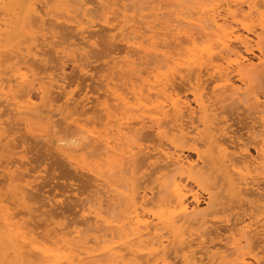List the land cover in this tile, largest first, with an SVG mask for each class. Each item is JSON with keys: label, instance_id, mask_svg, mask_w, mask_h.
I'll return each mask as SVG.
<instances>
[{"label": "bare ground", "instance_id": "bare-ground-1", "mask_svg": "<svg viewBox=\"0 0 264 264\" xmlns=\"http://www.w3.org/2000/svg\"><path fill=\"white\" fill-rule=\"evenodd\" d=\"M73 1L75 2V0H43L42 2L40 0H4V3L8 5L31 4L37 11L39 9L35 8V6L39 3L41 7L50 5V3L64 4L67 10L57 13V11L52 9L49 11L47 7H44L42 17L46 16L47 19H42L40 24L41 34L38 39L41 40V44L35 45L36 47L34 48H24L25 51H22V49L13 51L18 46L15 44V47L12 43H14L15 38L19 37L11 35L9 30L16 24L13 19L17 12V7L0 9V102L2 101L0 104H6L5 106L8 107L9 112L13 116L9 114L13 118L18 117L17 120L23 118L21 121L23 120L24 124L26 121H31V123L34 121L39 123L50 121L55 124L52 121L54 117L62 116L66 121H69V117H72L78 123H82V126L87 128L89 132L93 133L90 137L91 151L81 153L79 156L75 154L73 159L80 157L81 162L78 160L79 162L75 163L73 161L71 163L79 165L78 168L81 171L84 170L83 173L85 171L88 172L92 176L91 180L94 181H91L93 185H91V182L89 183V186H92L90 188H94L92 189L93 191L88 188L94 197L89 195L88 200H91L87 201L88 204L85 201V204H100L102 205V210H93L92 207H88V211L92 213L89 216L93 220L92 226H89L90 229H88L87 225L81 222L88 230L86 229L85 232V229H83L84 233L80 232L82 229L74 231L73 236L63 233V228L56 230L55 228L51 229L52 227L49 230L50 233L41 236V233L38 234L36 232L40 228L36 223L35 227L37 229H34V225L29 226L30 222L28 223V221V224L21 221L24 223L21 225L19 221L15 220L10 221L6 225L3 219H0V241L5 239L7 231L12 232L13 235L16 233L21 234L22 239L18 245H14L22 246L27 250L20 256L21 260L48 261L66 259L71 264H124L126 259L131 261L138 258L152 243L160 244L161 247L163 244H169L172 247L175 236H170V239L166 240L163 235H158V232H163L169 227L167 221H161L157 217L151 216L150 212L152 210L161 209L165 217L170 212H176L178 214V222L171 226L174 227L175 232L187 236L189 243L192 242L194 237H199L206 245V239L209 240L211 238L213 240L212 237L208 238L209 231L207 230L212 231L213 227L216 228L212 225L217 224L216 221L214 223V220H218L221 217L227 218V216L231 215L230 211L233 213L232 211L237 209L241 210V212H235L234 214L242 216L241 219L240 217L237 218L238 220L240 219L239 222L235 217L234 222L237 221V223L233 224L232 229L229 228L228 234L226 233L228 236L224 240H219L218 243H213L212 245H210L212 241L209 240V244L206 240L209 246L206 245L204 247L203 257L212 261L213 264H220L222 260L226 259L224 256L225 251H232L230 244L235 243L232 234L239 233L242 230H246L247 240L251 242L255 252L258 253V244L260 242L258 243L257 241L258 244H256L252 236L253 234L255 236L256 232H259L256 237L260 236L259 234L261 233V236L264 235V220L261 219V197H264V191L260 190V181L264 179V175L260 174V169L257 167L256 162H253L250 157L245 159L246 154L249 153L247 145L250 142L254 143L252 147L254 146L255 156L258 155L255 144L262 142L260 135L264 132V112H262L256 102V97L262 94L261 77L264 78V66L260 64V60L264 59L261 56V52L264 51L261 48L262 40L258 21L256 24H252L251 28H246L244 21L239 24L236 23V19H240L243 13L233 19V13L236 10L232 9L229 11L228 5L233 3L234 0H126L129 2L127 4L125 0H93L96 4V8H94H98L99 12L101 11L99 16L103 19H108L112 16L128 17L127 23L124 24V34L135 37L139 33L141 40H144L146 35L150 36L151 40L147 41L142 48L134 49L133 54L128 59L120 60L122 59L120 58L119 61H116L115 59L121 50L119 52L112 51V57H114L111 60L112 67L110 72L114 70L116 72L117 70V75H114L116 79L115 77H107L109 80L107 79L104 84L105 92H102L103 89H101L103 94L101 96L98 95L101 100L96 98L93 103L87 98V101L83 100L85 103L82 102V106L79 105L81 109L77 108L78 111L75 108L77 103L73 106L76 101L70 105H65L63 112L54 111V107L55 109L60 108V99L57 97L64 95V93L60 91L59 87H52L49 84L50 98H48L47 103L38 104L37 107L31 110L22 111V108H28V106L26 104L27 98L17 103L15 93L21 86L20 74H27L33 71L32 67L37 62L38 45L47 47L54 42V36L51 33L52 25L54 27L55 24L58 25L61 19L65 20L66 18V22L69 21L76 29L80 30V35L84 31L89 35L93 33L89 29L93 30L95 25L93 23L92 25L88 18H90L89 14L93 13L92 11L95 9L90 11L91 9L86 7L88 0H76L75 4ZM252 2L258 3L259 0H252ZM213 4L219 5V7L212 9L210 6ZM125 5H128L127 9H125ZM204 5L209 7L205 8L203 7ZM19 10L22 22L19 20L18 23H23L21 25H24L28 30L30 29L32 35H34L33 23L28 19L29 13L33 9L25 6L19 8ZM95 14L98 17L97 12ZM248 23L251 24V20ZM96 24L98 25V23ZM73 26H70L72 31ZM45 31L49 33L47 39L43 35ZM17 32L19 33V30ZM22 32L24 33V31ZM32 35L31 37H37L36 34V36ZM79 40V42L76 41L77 45L82 43L81 39ZM121 42L123 43L122 46L125 45V51L127 52L128 45L123 41ZM204 44L213 46V51H219L220 54L209 57L207 61L203 60V55H207V53L201 54V47ZM118 45L120 46V44ZM118 45L116 44L115 46ZM253 46L258 49V55L255 56L253 54L254 60L245 56L247 53L250 54L249 52ZM7 47L9 48L8 50ZM229 49L231 50L230 53ZM224 53L228 54L225 55ZM139 55H142V57H139ZM230 59L232 61L238 60L239 63H229ZM28 62L29 64L33 63L32 67H28ZM94 71L96 70L94 69ZM106 72L109 75L110 72ZM42 73L39 74L40 78L51 80L52 75H45L44 73L43 75ZM3 75H6L7 78L2 77ZM208 80H211L214 84L211 91L207 88L209 84L207 85L206 82ZM257 80L258 85L254 84ZM113 81L121 84L113 83ZM178 81H186L191 99L180 95L181 92H178L180 89L177 90L178 86L176 84ZM217 84L221 85L219 89L216 88ZM98 87L101 86L98 85ZM207 89L209 90L207 91ZM29 90L33 98H35L34 92L39 95L38 99L44 95V93L39 91L38 84L32 87L30 83ZM53 93L59 95L52 97ZM174 99L180 105H183V111L179 114L172 108ZM124 100H128L129 104L125 105L123 103ZM101 101L107 102L108 107L105 108ZM228 101L234 104L232 106L236 107V105H239V107H242L247 114H256V118L253 119L252 117V119L258 123V126L255 130H252L253 132H249L251 135H249L250 142L248 144L247 142L244 143L239 137L234 136L235 134L230 135L232 137H228L230 131L228 132L227 129L231 127H225L228 121L224 117V113L229 109L228 106V109L225 107ZM241 101H247L248 103L243 104ZM92 103L101 114L103 113L104 126L101 130L97 129V126H102L101 123L100 125L96 124L98 121L93 124L92 121L85 122L81 120L85 112L96 114V109L94 111L91 110L92 106L90 104ZM71 105L73 107H70ZM6 115L0 112V148L5 146L4 141L6 145L11 147L8 143H10L9 135H11L12 129L9 131L5 127L8 125L3 120ZM92 116L94 117L95 115ZM153 117L157 119L154 120ZM10 121L12 122V120ZM161 123L168 129L173 130L180 138L179 148L168 145L166 142L161 143L159 137L156 136V131H158L156 126ZM95 125L97 126L95 127ZM10 127H12L11 124ZM149 132L154 137L151 150L146 145L151 136H149ZM144 133H148V139ZM225 136L228 137L227 140L223 139ZM220 137L223 138L220 139ZM130 138H139L144 143V147L141 149L132 145L129 142ZM188 144L190 147L187 146ZM185 147H189L188 149L195 153L196 162L188 160L184 156L183 149ZM161 148H163V151H160ZM193 149H197V151H193ZM96 152L97 154H95ZM165 152L168 153L167 157L164 155ZM92 157L98 158L97 162L95 159L96 163L94 164H97L95 167L92 166L94 162ZM141 158H146L147 162L140 163L139 160ZM87 159L93 160V162L91 160L92 165H88L90 161H88V164L85 162ZM152 160L156 162L153 163ZM80 163L83 164L81 165ZM14 166H16L15 163L11 161L4 166L6 171L5 180H7L9 187L12 186L15 190H17V187L19 188V195L22 202L25 203V201L27 202L26 198L28 200L31 198L27 189L32 182L26 183L24 177L20 176L21 180H24L25 185L17 186V182L21 180L16 177V174V176H13L10 171V168ZM90 175L89 177H91ZM113 176L114 178L111 181ZM144 178L146 180L143 181ZM17 179L20 181H17ZM0 185L3 184L1 183ZM125 190H134L139 207L135 204L131 205V207L129 206V197L125 195ZM199 190L205 192L204 208L200 207L201 195L198 192ZM234 193H243V197L234 195ZM35 196L37 195L35 194ZM34 198L32 197L33 200H35ZM3 200L0 199V207L9 211ZM74 202L76 203V201ZM104 203H108L107 205L105 204L106 208L103 207ZM48 205L54 207L51 203ZM86 205L84 208H86ZM57 206L55 205L54 208ZM146 208L148 211L145 210ZM44 209L46 210V208ZM47 211L49 212V210ZM228 212L229 215H227ZM31 215L33 216V214ZM19 216L22 217L23 215ZM228 219L223 220L225 223H230V219ZM231 219L233 220V216ZM141 220L148 221V223L141 224ZM73 222L75 223V220ZM219 222L222 221L220 220ZM228 223L226 226L230 227ZM46 225L48 226L47 222ZM79 226L81 227L82 225L79 224ZM33 239H35L37 246L60 251L62 253L61 256L49 257L44 255L43 252L35 251L32 248ZM24 240H27L28 243L25 244ZM254 240H256L255 237ZM175 242L178 243V241ZM244 255L243 252L237 251L239 258L243 259ZM173 256H175V252H173ZM5 258L16 259L17 257L15 251L11 256H7L6 248L3 243H0V260Z\"/></svg>", "mask_w": 264, "mask_h": 264}, {"label": "snow or ice", "instance_id": "snow-or-ice-1", "mask_svg": "<svg viewBox=\"0 0 264 264\" xmlns=\"http://www.w3.org/2000/svg\"><path fill=\"white\" fill-rule=\"evenodd\" d=\"M28 7L29 9H33L28 16V19L33 23V29L35 34L38 36L41 34L40 24L42 19L46 20L47 17H42V12L44 11V7H47L49 11H51L50 5H45L41 7L40 5H36L35 8L39 10H35L33 5L27 4H5L4 0H0V9L7 7ZM86 7H92L91 0H88ZM125 9L128 8V5L124 6ZM203 7L208 8V5H204ZM212 9L219 7V5L213 4L210 6ZM229 11L235 9L236 12L233 13V19L239 16L240 13H243L240 19H236V23H241L244 21L246 28H251L252 24H256L258 21V28L260 29L261 35V48L264 49V0H259L258 3H253L252 0H234L233 3L228 5ZM251 20V24L248 21ZM128 21V17H118L112 16L108 19L101 18L97 20L96 23H103L107 28L111 31L109 34L101 37L99 32L94 35L87 34L86 31L81 33V44L77 45L75 40H73L70 44L65 41L61 42H53L50 47L54 49V52L46 54V57L42 58L41 56H37V64L33 66V71L27 74H20V88L15 93L17 97V103L21 100L26 99V104L28 108H22V111L31 110L38 106V104H46L48 98H50L49 92V84L52 87H59L60 91L64 93L60 99V108L55 109L54 111H64L65 105H70L75 102L77 99H83L87 101V96L83 92L84 86L89 83L86 81L85 77H91L92 80H96L99 84V80H97L98 73H102L100 79L107 78V72L104 71L105 68L110 66L112 60V45L116 42L123 41L128 45L127 52L123 53L124 59H128L132 54L133 50L137 48H142L143 45L151 40L150 36H145L144 40L140 39L139 33L133 36H128L125 33L124 24ZM45 39L48 38L49 33L43 32ZM54 35H58L55 34ZM222 43V42H221ZM225 47H227L225 45ZM191 51V49H189ZM230 53V49L228 50ZM207 53V55H203ZM201 54L203 55V60L207 61L209 57L219 55V51H213V46L208 44H204L201 47ZM227 55L228 53H224ZM261 56L264 57V52H261ZM65 62L68 64H73L75 66V70L79 72V79H72L71 83H68L66 80L67 73L64 72ZM229 63H239V61L229 60ZM96 64L97 69L93 71L91 65ZM261 66H264V59L260 60ZM43 65H52V76L49 81L46 78H40V73H48V69ZM219 71V69H217ZM232 70V69H229ZM31 83L32 87H35L37 84L39 85V91L44 93L43 96L40 97L39 101L34 99L30 95L29 84ZM262 84V94L259 97H256V102L259 104L262 112H264V78L261 81ZM221 87L220 84L216 85V88L219 89ZM97 100H101L100 97H97ZM105 108L108 107L107 102L101 101ZM123 103L125 105L129 104L128 100H124ZM243 104H247V101H241ZM172 108L176 111L177 114L183 111V105H180L177 100L172 101ZM153 119H157L153 117ZM82 121H91L92 116L85 112L81 118ZM69 122L74 125V129L70 130L69 134L62 135L61 128L59 125L54 124L50 121H44L39 126V131L37 135L43 139L52 140L53 143L57 146V149L65 155V158H68V153L72 152L79 156L81 153H87L91 151V140L90 137L93 135L92 132H89L87 128L82 126V123H78L76 120L69 117ZM27 127L29 132H33L34 129L31 125V121L27 122ZM91 127V125H89ZM158 131H156V136L159 137L161 143L166 142L168 145L179 148L180 146V138L174 133L173 130L168 129L163 123L156 126ZM251 135V133H249ZM261 143L255 144V148L257 150L258 155L253 156L251 153H247L245 159L249 157L253 162L257 163V167L260 169V174L264 175V132L260 135ZM132 145L138 146L139 148L144 147V143L139 140V138H130L129 141ZM243 143V142H242ZM149 149L151 150V143H149ZM130 151V149H129ZM163 151V148L160 149ZM193 151H197V149H193ZM246 151V150H245ZM165 157L168 156V153H164ZM27 158V157H22ZM38 162L34 164V171L36 172L38 177H47L51 181H55V187L52 189H46L48 191V196L43 198L44 206L46 207L49 203L55 205L67 204L73 199H77L79 202V198H83L86 202L89 198L88 189L84 188L82 185H78L75 182V178L71 175H62L59 171H53V164L51 163L50 158L48 157H38ZM156 161L153 160V163ZM243 174V173H242ZM15 175V173H13ZM59 189V191H56ZM11 192V189H9ZM55 193V195H53ZM125 195L129 197L128 204H135L139 207V203L136 200V195L134 190H125ZM239 195L241 198L243 197V193L235 194ZM58 197V198H57ZM7 196L4 197L5 203H7ZM262 206H261V219L264 220V197H261ZM14 203V202H13ZM39 205L36 206L38 208ZM88 207H92L93 210H102V205L100 204H89ZM88 207L85 208L83 216L88 217L92 213L88 211ZM31 208L25 209V215L28 211H31ZM148 211V209H145ZM79 213V209H77ZM150 215L153 217H157L159 220L167 221L169 227L163 231L158 232V235H163L164 239H170V236H175V241L172 242V247L169 244H163L161 247L160 244L152 243L150 247H148L138 258H135L131 261L125 260L124 264H213L212 261L206 260L203 257L204 241L199 237H194L192 242H188V237L177 233L174 230L175 225L178 222V214L176 212H170L166 217L163 215L161 209H155L150 212ZM0 219H3L4 223L7 225L10 221H15L16 217L12 212L8 211L5 208L0 207ZM141 224H146L148 221L141 220ZM7 231V230H6ZM233 240L235 243H231L230 247L232 249L231 252L225 251L224 256L225 260H222L220 264H264V239L261 240L259 246V252L256 253L254 247L251 242L247 240L246 230H242L239 233L232 234ZM239 237V239H237ZM22 239L21 234L16 233L13 235L12 232L7 231V236L3 241L4 247L7 251V256H11L15 251L16 259H8L0 260V264H71L70 261L66 259H53V260H21L20 256L23 252L27 251L22 246H14L18 245L19 241ZM24 243L27 244L28 241L24 240ZM215 243V241H213ZM32 248L37 252H43L44 255L49 257H59L61 256V252L55 249H48L42 246H37L35 239H33ZM237 251L243 252L244 258L241 259L237 256ZM173 252H175V256H173Z\"/></svg>", "mask_w": 264, "mask_h": 264}, {"label": "rangeland", "instance_id": "rangeland-1", "mask_svg": "<svg viewBox=\"0 0 264 264\" xmlns=\"http://www.w3.org/2000/svg\"><path fill=\"white\" fill-rule=\"evenodd\" d=\"M41 2L43 1V0H40ZM126 1V0H125ZM38 2V1H37ZM74 2V1H73ZM75 2H77L76 0H75ZM75 2H74V4H75ZM93 0H91V4H94V5H92V7H90V11H92L93 9H95L96 8V4H95V2H93ZM127 3H129V2H127L126 1V4ZM38 4V3H37ZM77 4V3H76ZM38 5H40V3L38 4ZM50 6H51V9L52 10H54V11H57V13L59 12V13H62V11H66L67 10V7L64 5V4H58V3H50ZM75 7V6H74ZM95 7V8H94ZM76 9V8H75ZM98 9V8H97ZM97 9H95V10H93L92 12L95 14L96 12H97V14H98V17H97V15L95 14H93V13H90L89 15H90V18H88V20L91 22V24L93 23L94 25H95V27H94V29L92 30V29H89V31L90 32H93L92 33V35H94V34H96L97 32H99V34H100V36L101 37H103V36H105V35H107V34H109L110 33V29L109 28H105L106 26H104L102 23H98V25L96 24V22L95 21H97V20H100L101 19V17L99 16L100 14H101V11L99 12ZM97 10V11H96ZM20 10H19V8L17 7V12H16V14L14 15V22H16V24L14 25V27L11 29V30H9L11 33V35H13L14 37H19V38H15V41H14V43H12V45H14L15 46V44H16V46H18V47H14L13 49V51H16V49H17V51H19L20 49H22V51H25V49H27V48H34V47H36L37 46V44H41V40H39L38 38H40V35H38L36 38H34V37H31V35H32V32H31V30L29 29L28 30V28H26L24 25H21V24H23V23H18V21L20 20V22H22L21 21V17H20ZM93 17H95V18H93ZM89 17V16H88ZM93 19H92V18ZM16 19H17V21H16ZM94 19H96V20H94ZM70 22L69 21H67L66 22V18H65V20H60V22L58 23V25L57 24H55L54 25V27H53V25H52V28H51V33H52V35L54 36V41L55 42H60L61 41V43L63 42V41H65V38H70V39H68V43L70 44L73 40H75V42L76 41H78L79 39H80V37H81V35H80V30L79 29H76L71 23L69 24ZM17 24H19V25H17ZM62 24V25H61ZM92 24V25H93ZM62 26V27H61ZM66 26H68V27H70V26H73V31L71 30V27L70 28H67ZM100 26V27H99ZM19 27V28H18ZM56 27H57V29H56ZM103 27V28H102ZM16 28H18V29H16ZM25 28V29H24ZM59 28H60V30H59ZM63 28V29H62ZM102 28V29H101ZM16 29V30H15ZM69 29V30H68ZM17 30H19V33L17 32ZM24 31V33L22 32V31ZM53 30V31H52ZM55 30V31H54ZM63 30V31H62ZM92 30V31H91ZM56 31H57V33H56ZM95 31V32H94ZM104 31V32H103ZM59 32V33H58ZM72 32V33H71ZM74 32V33H73ZM22 35H21V34ZM54 33L55 34H58V36L57 35H54ZM77 33V34H76ZM30 34V35H29ZM73 36H72V35ZM16 35H18V36H16ZM20 35V36H19ZM71 35V36H70ZM29 36V37H28ZM32 36H36L35 34L34 35H32ZM56 37V38H55ZM32 38V39H31ZM34 39V40H33ZM27 40V41H26ZM22 41H23V43H22ZM80 41V40H79ZM78 41V42H79ZM25 42V43H24ZM77 42V43H78ZM168 42H170V41H168ZM2 44V43H1ZM118 45V44H120V46L118 45V46H115V45ZM20 45V46H19ZM36 45V46H35ZM51 45V44H50ZM50 45L49 46H47V47H40V45H38V49H37V51H38V56H41L42 58H44V57H46V54H48V53H51V52H54V49L53 48H51L50 47ZM114 45V44H113ZM112 45V51L114 50V51H116V52H119V50H121L120 51V55L118 54V58L116 57V61H119V59L120 58H122V59H120V60H123L124 58V56H123V53L124 52H126L125 50H126V48H125V45L124 46H122L123 45V43L120 41V42H116L115 43V45L113 46ZM22 46V47H21ZM40 47V48H39ZM114 47H115V49H114ZM120 47V48H119ZM4 48H6V47H4ZM25 48V49H24ZM125 48V49H124ZM9 48L7 47V50H8ZM19 49V50H18ZM252 50L249 52L250 54H248V56H247V54L245 55L246 57H248V58H252V60H254L253 58V54H255V56L256 55H258V49H257V47L255 46H253L252 48H251ZM48 50V51H47ZM51 52H50V51ZM124 50V51H123ZM263 51H264V49H263ZM121 52H123L122 54H121ZM252 52V53H251ZM252 56V57H251ZM114 57V56H113ZM112 57V58H113ZM139 57H142V55L140 56L139 55ZM28 65V67H32V65H33V63H31V64H29V62L27 63ZM34 64H37V62L36 63H34ZM65 67H64V71L67 73V76H66V80L68 81V83L70 82H72V79H79V72L78 71H76L74 68V65L73 64H68L67 62H65ZM34 66V65H33ZM44 67H46V68H48V75H52V70H53V66L52 65H43ZM96 67H97V65L96 64H93V65H91V68L93 69V71H94V69L96 70ZM112 67V63H110V66L109 67H107L108 68V70H106L107 68H105L104 69V71L106 72V71H109L110 72V68ZM144 67V66H143ZM32 69H33V67H32ZM115 71V70H114ZM113 71V72H114ZM110 72V73H112V74H110L109 73V75H107V77H109V78H111V77H115L114 75H117V70H116V72ZM43 74V73H42ZM41 74V75H42ZM45 74V73H44ZM43 74V75H44ZM47 74H45V75H47ZM107 74H108V72H107ZM110 75H112V76H110ZM102 76V73L100 74V73H98V75H97V80H99L100 81V83L98 84L97 82H96V80H92V78L91 77H85V78H87V79H85L86 81H89V83L88 84H86L85 86H84V89H83V92L86 94V96H87V98L89 99V101H92L93 103H94V100L98 97V95H102L103 93V91L105 92V82H107V79L109 80V78H106V79H100V77ZM2 77H4V78H7V76L5 75H3ZM261 78H263V77H261ZM115 79H116V77H115ZM203 79H205V78H203ZM208 79V78H207ZM69 80H71V81H69ZM102 80V81H101ZM261 81V80H260ZM94 82V83H93ZM103 82V83H102ZM181 82V83H180ZM183 81H178L176 84H177V86H178V88H177V90L178 89H180V90H178V92H183L182 94L180 93V95L181 96H184V97H188V99H191L192 97H191V94H190V92L187 90L188 89V86H187V83H186V81H184L183 83H182ZM211 82V83H210ZM97 83V84H96ZM113 83H118L117 81L115 82V81H113ZM119 85L121 84V83H118ZM178 84H180V85H178ZM186 84V85H185ZM206 84L209 86H207V88H209L210 89V91H211V88L213 87V83H212V81L211 80H208V82H206ZM236 84H237V82H236ZM254 84H257L258 85V80L254 83ZM98 85L99 86H101V87H98ZM104 85V86H103ZM90 86V87H89ZM94 88V90H93V88ZM90 88H92V89H90ZM101 89H103L102 90V92H101ZM209 89H207V91L209 90ZM187 90V91H186ZM91 91V92H90ZM184 91H186V92H184ZM88 92V93H87ZM96 92V93H95ZM33 94H35V98L34 99H36L37 101L39 100L38 98H39V95L36 93V92H34ZM54 95V96H53ZM53 95H52V97H57L58 95H57V93H53ZM91 96V97H90ZM61 96H58L57 98H60ZM85 101V100H84ZM83 101V99H77L76 100V102H75V104H73V106H75L76 105V103H77V106H75V108L77 109V108H79V109H81V106H82V102H84ZM79 102V103H78ZM231 102V101H230ZM0 103H2V101L0 102ZM85 103V102H84ZM92 103V104H93ZM226 103H228V104H225L226 106V108H227V106L229 107V109L228 110H226L227 112L226 113H224V117H225V119L228 121L226 124H225V127H231L229 130L227 129V131L229 132L230 131V134H228V137L230 136V135H234V136H236V137H239L244 143H246L247 142V144L250 142V139H249V132H253L252 130H255L256 128H257V126H258V123L257 122H254V118H256V114H252V113H248V114H250V115H248L247 114V112H246V110H243L242 109V107H239V105H236V107L235 106H232V104L233 103H229V101L228 102H226ZM92 104H90L92 107H91V110H95V112H96V114H92V113H90L89 115H95L93 118H92V122H93V124H94V122L96 123L97 121V125H100V123L102 124V126L100 125V126H97V125H95V127L97 126V129H99V130H101V129H103V126H104V120H103V113L101 114V112H99L98 111V108H96V107H94V104L92 105ZM6 104H0V112L1 113H3V114H7L4 118H3V120H4V123L6 124V123H8V125L7 126H5L6 128H7V130L9 129V131L11 130L12 131V133H11V135H9L10 136V143H8V144H10L11 145V147H9L8 145H6V143H5V141L3 142L4 143V145L5 146H3L2 148H3V150H4V152H6V153H4L3 152V150H1L2 148H0V163H1V166H0V184L2 183L3 185H0V187H1V189H0V196H1V198L0 199H4V197H5V194H7L6 196H7V204L6 203H4L5 201L3 200V203H4V205L9 209V211L10 212H12L13 213V215L15 214V217H16V215H17V217H16V221H19L20 223L19 224H24L25 222V224H28L29 222L31 223V221H32V223L30 224L29 223V226H33V228L37 225V226H39L40 228H34V229H37L36 230V232H38V234H40L41 236H45V235H47V233H50V231L49 230H51V229H53V228H55L56 230L57 229H59V230H61L62 228V232L63 233H67V234H69V235H71V236H73V233H74V231H80L81 229H82V231H80L81 233H84L83 232V229H85V232H86V229L88 228V229H90V227L92 226V222H93V220H92V218L90 217L89 218V216H88V218H87V220H86V217H85V220H84V216H83V214H82V212L84 213V207H85V205L86 204H88L87 202H86V204H85V200L82 198H79L80 200H79V202H77V199H73L72 201H70L69 203H68V205L67 204H60V206L58 205H56L57 207L56 208H54L53 206L51 207V206H44V200H43V198H45V197H47L48 196V191L46 190V189H52V188H54L55 187V181H51V180H49L46 176L45 177H38L37 176V174H36V172L34 171V164L35 163H37L38 162V160H37V158L38 157H41V156H43V157H48V158H50V160H51V163L53 164V171H59L62 175H72V173H73V177L75 178V182L78 184V185H82L84 188H89V189H91V191H93L92 189H94V188H90V187H92L91 185H93V183L92 182H94V181H92L91 180V178H92V176L90 175V174H88V172H86L85 171V173H83L84 172V170H82L81 171V169L80 168H78V166L77 165H74V163H71V162H77L78 160H80V162H81V159H80V157H77V159H73V157H75V154H73L72 155V152H69L67 155H68V158H65L64 159V157H65V155L64 154H62L58 149H57V146L53 143V141L52 140H48V139H42V138H40L38 135H36L37 134V132L39 131V126H40V124H41V122L39 123L38 121L36 122V121H34V122H32L31 123V125H32V127H33V129H34V131L33 132H29V131H27L28 130V127H26V125H27V121H26V123L24 124V121L22 120L21 121V119H23V118H20L19 120H17L18 119V117H12L13 115L9 112V109H8V107L7 106H5ZM79 105H81V106H79ZM234 105V104H233ZM5 106V108L3 109V107ZM72 105L70 106V107H73ZM238 106V107H237ZM240 108V109H239ZM74 109V108H73ZM8 110V111H7ZM229 110H230V112H229ZM236 112H235V111ZM3 111V112H2ZM5 111V112H4ZM77 111H78V109H77ZM244 111V112H243ZM7 112V113H6ZM97 112H98V114H97ZM234 112V113H233ZM249 112V111H248ZM250 112H252V110H250ZM12 115H10V114ZM230 113V114H229ZM239 113V114H238ZM245 114V116H244V114ZM242 114V115H241ZM97 115V116H96ZM102 115V116H101ZM234 115V116H233ZM231 119H230V118ZM252 117H253V119H252ZM11 118V119H10ZM230 120H229V119ZM237 118V119H236ZM239 118V119H238ZM95 119V120H94ZM10 120H12V122L10 121ZM19 121V122H17V121ZM247 122H246V121ZM53 122H55V124H57V125H59L60 126V128H61V134L62 135H67V134H69V132H70V130H73L74 129V125L73 124H71L69 121H66V120H64V118L62 117V116H60V117H54L53 118V120H52ZM64 121V122H63ZM234 121V122H233ZM241 121V122H240ZM36 122V123H35ZM89 122V121H88ZM103 122V123H102ZM242 122H244V123H242ZM18 123H19V125H18ZM10 124H11V126L13 127H10ZM24 124V125H23ZM68 125V126H67ZM229 125V126H228ZM246 125V126H245ZM255 125H256V127H255ZM36 126V127H35ZM249 126V127H248ZM252 126V127H251ZM19 127V128H18ZM69 127V128H68ZM70 127H72V128H70ZM102 127V128H101ZM253 127H255L254 129H253ZM248 128V129H247ZM251 128V129H250ZM14 129V130H13ZM16 129H20V131H18V130H16ZM22 130V131H21ZM238 130V131H237ZM146 133V132H145ZM144 133V134H145ZM233 133V134H232ZM23 134V135H22ZM28 134V135H27ZM245 134V135H244ZM21 135V136H20ZM145 135H147L146 137H147V139L149 138L148 137V133L147 134H145ZM151 134H150V132H149V136H150ZM219 135V134H218ZM218 135H216V137H218ZM152 137V138H151ZM228 137H226L225 136V138H223V137H220V139L221 138H223V139H226L227 140V138ZM230 137H232V136H230ZM154 137L151 135L150 136V139H148V142H146V145H149V143L151 142V144L152 143H154L152 140H154L153 139ZM12 139H13V142H12ZM149 140H151V141H149ZM245 140V141H244ZM23 142V143H22ZM2 143V144H3ZM12 143V144H11ZM19 143V144H18ZM254 143H252V142H250V144H248L247 145V147H248V150H249V153H251L252 155H254L255 156V150H254V146L252 147V145H253ZM16 145H18V146H16ZM1 146V145H0ZM7 146H8V148H7ZM14 146V147H13ZM187 146H189V144L187 145ZM5 147V148H4ZM16 147V148H15ZM48 147H49V149H48ZM190 147V146H189ZM188 147V148H189ZM7 148V149H6ZM11 148V149H10ZM187 147H185L184 149H183V154H184V156L188 159V160H191V161H193V162H196V155H195V153L194 152H192V151H190L189 149H188ZM18 149V150H17ZM51 152H52V154H51ZM28 153V154H27ZM95 154H97V152L95 153ZM186 154V155H185ZM24 155V156H23ZM60 155V156H59ZM22 157H27V158H22ZM144 157H147V156H144ZM93 158V157H92ZM143 158V157H142ZM140 159L139 161H140V163H144L145 161L147 162V160H146V158H144V159ZM17 159V160H16ZM60 159V160H59ZM88 159H90V157H88ZM87 159V161H85L87 164L89 163L88 161H90V163L88 164V165H92V163H91V160H88ZM94 159V162H93V160H92V162H93V167H95V165H97V164H94V163H96L97 162V159L98 158H93ZM95 159H96V162H95ZM18 160H19V163H18ZM14 162L15 163V165L16 166H14V167H11L10 169V171L12 172V173H15L16 175H13V176H16L17 178H19L20 180H21V177L20 176H23L24 177V180H26L25 182L26 183H30V182H32L33 183V185H32V183L28 186V195L31 197V198H29V200H28V198H26V200H27V202L25 201V203H23L22 202V200H21V197H20V191H19V188L17 187V190H15V189H13L12 188V186H10L9 187V185H8V183L6 182L7 180H5L6 178V171H5V165H8L9 164V162ZM64 161V162H63ZM153 161V160H152ZM79 162V161H78ZM3 163V164H2ZM24 163V164H23ZM26 163H28V164H26ZM64 163V164H63ZM85 163V164H86ZM158 163V162H157ZM156 163V164H157ZM160 163V162H159ZM19 164V165H18ZM68 164V165H67ZM81 165L83 164V163H80ZM162 165V164H161ZM22 166V167H21ZM77 166V167H76ZM157 166H159V164H157ZM3 167V168H2ZM19 167H21V168H19ZM20 169V170H19ZM32 169H33V172H32ZM71 169V170H70ZM77 169V170H76ZM17 172H16V171ZM73 170V171H72ZM25 171V172H24ZM79 173H78V172ZM149 171V170H148ZM148 171H146L147 173H148ZM28 172V173H27ZM146 172H144L145 174H147ZM23 174V175H22ZM82 174V175H81ZM84 174V175H83ZM3 175V176H2ZM25 175H27V176H25ZM85 175H86V177H85ZM89 175L91 176V177H89ZM28 176H30L29 178H28ZM147 176H148V174H147ZM147 176H145V178L146 179H148L147 178ZM15 177V178H16ZM88 177H89V180H88ZM26 178V179H25ZM112 178H114V176L113 177H111V181L113 180ZM143 179V181L144 180H146V179ZM79 179V180H78ZM85 179V180H84ZM109 179V178H108ZM3 180H4V182H3ZM20 180H18L17 179V181H20ZM24 180L22 179L20 182H17V186L19 185L20 187L21 186H24L25 185V182H24ZM29 182H28V181ZM36 180H38V181H36ZM81 180V181H80ZM23 181V183H21ZM34 181V182H33ZM92 181V182H91ZM109 181H110V179H109ZM143 181H141V182H143ZM39 182V183H38ZM84 182V183H83ZM91 182V185L89 186V183ZM38 183V184H37ZM48 183V184H47ZM88 185V186H87ZM3 186V187H2ZM94 186H95V184H94ZM5 187V188H4ZM9 187V188H8ZM32 188V190H31V188ZM4 188V189H3ZM260 190H262V191H264V179H261V181H260ZM9 189H11V192H8L9 191ZM88 189V193L90 194V195H92L91 194V192H90V190ZM194 189H195V187H194ZM3 190V191H2ZM29 190H30V192H29ZM35 190V191H34ZM197 190V189H196ZM56 191H59V189H57ZM5 192V193H4ZM36 192V193H35ZM40 192V193H39ZM198 192H200L199 194L201 195V204H200V207L201 208H204L205 207V205H204V199H205V192L204 191H201V190H199ZM38 193V194H37ZM35 194L39 197H37V196H35ZM53 195H55V193H53ZM203 195V196H202ZM3 196V197H2ZM28 196V197H29ZM42 196V197H41ZM93 196V195H92ZM32 197L35 199V200H33L32 199ZM94 197V196H93ZM38 198V199H37ZM58 198V197H57ZM90 198H92V197H90ZM94 199V198H93ZM35 201V202H32V201ZM39 201V204H38V201ZM42 200V202H40ZM89 200H91V199H89ZM88 200V201H89ZM74 201H76V203L74 202ZM14 202V203H13ZM17 202V203H16ZM80 202H81V204H80ZM223 202V201H222ZM32 203V204H31ZM42 205H41V204ZM71 203V204H70ZM85 205H84V204ZM16 204V205H15ZM33 204H35L34 206H33ZM73 204V205H72ZM75 204V205H74ZM77 204V205H76ZM83 204V205H82ZM105 204L107 205L108 203H104V208H106L107 206H105ZM31 205V206H30ZM37 205H39V207H38V209L36 208V206ZM65 205V206H64ZM73 207H72V206ZM18 206V207H17ZM20 206V207H19ZM33 206V207H32ZM43 206V207H42ZM83 206V207H82ZM233 206V205H232ZM26 207H28V208H32V210L31 211H28L27 212V214L26 215H24L25 214V209H26ZM51 207V208H50ZM64 207H65V209H64ZM86 207H88V205H86ZM34 208H35V210H34ZM44 208H46V210L44 209ZM50 208V209H49ZM61 208H62V210H61ZM82 208H84V209H82ZM24 211H23V210ZM53 211H52V210ZM77 209H79V213L77 212ZM82 209V210H81ZM228 209V208H227ZM14 210V211H13ZM22 210V211H21ZM40 210V211H39ZM43 210V211H42ZM45 210V211H44ZM47 210H49V212L47 211ZM237 210V209H236ZM234 210V211H232L233 213H231V211H230V216L228 217L227 216V218H220V219H216V220H214V223H215V221H216V225L215 224H212V225H214L216 228H212L211 230L212 231H210V230H207V231H209V234H208V238L209 237H212V239L213 240H211V238H209V240L210 241H212V242H210L209 240H207L208 241V243L210 244V245H212L213 244V241H215V243L214 244H216V243H218V241L219 240H224L228 235V231H229V228L230 229H232V227H233V224L235 223H237V221L239 222V220L241 219V217H240V215L239 216H237V215H235L234 213L235 212H241V210L239 211V210ZM44 212L43 214H42V212ZM54 213H52V212ZM57 213H56V212ZM65 213H64V212ZM23 212V213H22ZM32 212V213H31ZM47 212H48V214H47ZM77 212V213H76ZM23 215L22 217L21 216H19V215ZM29 214V216H27ZM31 214H33V216L31 215ZM53 214V215H52ZM76 214V215H75ZM82 214V215H81ZM38 215V216H37ZM52 215V216H51ZM77 215H78V217H77ZM81 215V216H80ZM227 215H229V212L227 213ZM24 216H26V217H24ZM36 216V217H35ZM52 218H51V217ZM54 216V217H53ZM222 216V215H221ZM232 216H233V220L231 219L232 218ZM31 217V218H30ZM48 217H50V218H48ZM61 219H60V218ZM231 217V218H230ZM236 217V219L237 218H239L240 217V219L238 220L237 219V221L236 222H234V218ZM22 218H23V220H22ZM25 218H27V219H25ZM36 220H35V219ZM231 220H229V219ZM59 219V220H58ZM223 219H228L229 220V222L230 223H228V222H226L225 223V221L223 220ZM56 220V221H55ZM75 220V223L73 222L72 223V221H74ZM77 220V221H76ZM222 221V222H219V221ZM24 222V223H22V222ZM27 221H28V223H27ZM79 221H80V223H79ZM87 221V222H86ZM224 221V222H223ZM44 222V223H43ZM46 222H47V224H48V226L46 225ZM81 222H83L84 223V225H87V228L83 225V223L81 224ZM34 223V224H33ZM35 223H36V225H35ZM69 223H71V224H69ZM221 223V224H220ZM224 223H225V225H224ZM227 223H228V225L230 226V227H228V226H226L227 225ZM49 224H50V226H49ZM76 224V225H75ZM79 224L80 225H82L81 227L79 226ZM91 224V225H90ZM42 225H44V226H42ZM65 225V226H64ZM69 225V226H68ZM219 225V226H218ZM46 226V227H45ZM90 226V227H89ZM52 227V228H51ZM235 227V226H234ZM51 228V229H50ZM77 228V229H76ZM211 228V227H210ZM210 228H208V229H210ZM42 229V230H41ZM46 229H48V230H46ZM54 229V230H55ZM65 229V230H64ZM87 229V230H88ZM222 231H221V230ZM225 229V230H224ZM228 229V230H227ZM41 231V232H40ZM216 231V232H215ZM225 232V233H224ZM210 233H211V236H210ZM219 235H221V236H219ZM227 233V234H226ZM258 233L259 232H256V234L258 235ZM261 233V232H260ZM43 234V235H42ZM213 234V235H212ZM255 234V236H254V234H253V241L256 243V244H258L259 242L261 243V238L263 237L264 238V235H262L261 236V234H259L260 236H261V238H260V236H258V237H256L257 235ZM223 235H225V237H223ZM218 236V237H217ZM254 237H255V239L256 240H254ZM215 238H217V239H215ZM223 238V239H222ZM262 238V239H263ZM205 240V244L207 245V241ZM257 241H258V243H257ZM253 242V244H255ZM260 243L258 244V246H260ZM209 244L207 245V246H209ZM255 246V245H254ZM257 246V245H256Z\"/></svg>", "mask_w": 264, "mask_h": 264}]
</instances>
